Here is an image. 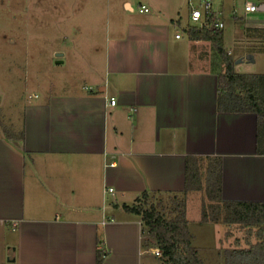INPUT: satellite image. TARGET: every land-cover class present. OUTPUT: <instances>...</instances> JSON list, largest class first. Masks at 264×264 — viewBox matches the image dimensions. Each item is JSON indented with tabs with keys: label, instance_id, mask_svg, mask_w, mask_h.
<instances>
[{
	"label": "crops",
	"instance_id": "0c3cea01",
	"mask_svg": "<svg viewBox=\"0 0 264 264\" xmlns=\"http://www.w3.org/2000/svg\"><path fill=\"white\" fill-rule=\"evenodd\" d=\"M235 2L225 49L241 53L235 36L247 33L264 49V5L238 16ZM227 3L213 11L224 28ZM191 8L107 0L104 38L87 45L92 57L77 69L88 86L26 104L19 128L4 125L22 139L0 125V264H96L100 241L101 264H142L141 221L123 205L142 192H182L187 157L220 159L223 201L264 204L255 116L217 112L222 65L210 42L187 37V27H201ZM107 187L125 197L105 195Z\"/></svg>",
	"mask_w": 264,
	"mask_h": 264
},
{
	"label": "rangeland",
	"instance_id": "374dc122",
	"mask_svg": "<svg viewBox=\"0 0 264 264\" xmlns=\"http://www.w3.org/2000/svg\"><path fill=\"white\" fill-rule=\"evenodd\" d=\"M190 1L194 8L200 9L199 0ZM220 1L213 0V11L220 7ZM225 1L228 3L224 13V47L229 48L226 40L233 32L232 20L228 17L231 0ZM235 1L236 13L241 16L244 14L243 0ZM106 2L0 0V122L3 125L12 124L19 128L24 106L35 102L36 98L41 100L53 93H74L84 89L85 84L88 86L89 82L81 77L77 69L81 67L82 60L92 57L87 45L104 38ZM92 8L94 12L90 13ZM236 22L238 20H235L238 25ZM93 28L97 38L91 34ZM235 38V48L245 50L232 54L234 71L239 74H264V49H258L261 47L259 42L248 33ZM246 52L254 54L253 63L246 60ZM239 56L242 63H237ZM202 195L193 193L187 201L191 246L197 250L203 264H223L222 252L233 249L236 246L234 241H238V248L245 246V232L235 226L227 228L222 224H200ZM166 199L165 196L161 198ZM161 263L152 256L142 257V264Z\"/></svg>",
	"mask_w": 264,
	"mask_h": 264
},
{
	"label": "trees",
	"instance_id": "16d2710c",
	"mask_svg": "<svg viewBox=\"0 0 264 264\" xmlns=\"http://www.w3.org/2000/svg\"><path fill=\"white\" fill-rule=\"evenodd\" d=\"M213 21L200 28L189 26L186 35L192 41H208L214 48L222 72L217 76L218 113L253 114L256 119L255 147L264 155V74H239L234 71L232 54L223 44V30L212 28ZM264 39V32L261 35ZM3 127L9 139H22V132ZM203 193L200 224H222L244 230V247L236 246L222 252L223 264H264V204L228 202L221 199V163L219 158L187 157L184 189L180 193L142 192L132 205L123 210L139 216L145 249H159L161 264H203L197 250L191 246L186 205L189 194ZM162 196L167 198L161 200ZM228 234V232L226 233ZM98 243L96 264H101L105 252Z\"/></svg>",
	"mask_w": 264,
	"mask_h": 264
},
{
	"label": "built area",
	"instance_id": "2783aa9c",
	"mask_svg": "<svg viewBox=\"0 0 264 264\" xmlns=\"http://www.w3.org/2000/svg\"><path fill=\"white\" fill-rule=\"evenodd\" d=\"M200 9H193L190 10V20L193 23H198L201 26L208 21H213L212 28L215 30H223L224 24L222 21L216 19L213 14V0H199ZM264 5V0H243V11L245 15H251L259 12ZM139 12H148V8L140 5L138 8ZM179 35H175V39H179ZM116 101L114 99L109 100V106H115ZM104 193L107 196H118L119 198H124V193H116L113 188H105ZM142 255L152 256L154 258H160L161 252L159 249H144L141 253Z\"/></svg>",
	"mask_w": 264,
	"mask_h": 264
},
{
	"label": "water",
	"instance_id": "95a60500",
	"mask_svg": "<svg viewBox=\"0 0 264 264\" xmlns=\"http://www.w3.org/2000/svg\"><path fill=\"white\" fill-rule=\"evenodd\" d=\"M246 60L247 61H250V63H253L254 62L252 56H250V55L246 57ZM241 62H242V60L240 59L237 63H241Z\"/></svg>",
	"mask_w": 264,
	"mask_h": 264
}]
</instances>
